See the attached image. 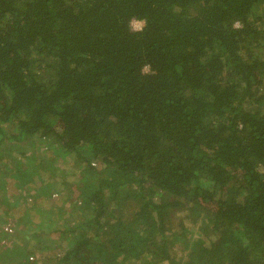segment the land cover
Returning a JSON list of instances; mask_svg holds the SVG:
<instances>
[{"label":"trees","instance_id":"1","mask_svg":"<svg viewBox=\"0 0 264 264\" xmlns=\"http://www.w3.org/2000/svg\"><path fill=\"white\" fill-rule=\"evenodd\" d=\"M0 149V264H264V0H0Z\"/></svg>","mask_w":264,"mask_h":264},{"label":"rangeland","instance_id":"2","mask_svg":"<svg viewBox=\"0 0 264 264\" xmlns=\"http://www.w3.org/2000/svg\"><path fill=\"white\" fill-rule=\"evenodd\" d=\"M7 130L11 131L9 127H7ZM30 141L26 145L23 144V145H25L23 148L26 149V151H33L34 148L32 149V147H35V150L37 149L39 151H42L41 150V146L38 143L36 144V146H34V145H32V143ZM33 144H35V143H33ZM27 154H29V152H26V155ZM0 157H1V159H0V167L2 165H4V164H6L7 169H11L13 167L11 165V163L8 162L3 157L1 149H0ZM60 160H62V161H60V164H59L60 168L65 169L67 172H69L71 174H76L77 173L78 170H77V167L74 164L75 163L74 159L61 158ZM13 190L14 189H11L10 191L13 192ZM0 194H1V192H0ZM72 216H73L74 219L76 218V215H72ZM0 218H1V220H0V253L2 254L1 249H3V248L6 249L8 244H9V233L11 232V228H12V226L14 224V220L11 217L5 218L4 214H1V213H0ZM186 228H189L190 232L192 231V228L189 225H187ZM54 254L55 253L52 252V251L45 252L42 256L38 257L37 260L39 261L40 264H44V262L46 261L47 257L49 255L53 256ZM51 256H49V257H51Z\"/></svg>","mask_w":264,"mask_h":264},{"label":"built area","instance_id":"3","mask_svg":"<svg viewBox=\"0 0 264 264\" xmlns=\"http://www.w3.org/2000/svg\"><path fill=\"white\" fill-rule=\"evenodd\" d=\"M143 26H144V24L141 21L133 20L131 22V29L133 32H137V33L141 32L143 29ZM147 71H148V68L145 69V72H147Z\"/></svg>","mask_w":264,"mask_h":264}]
</instances>
